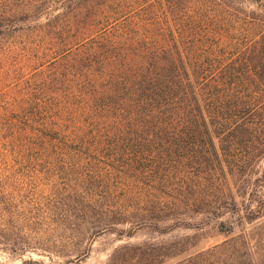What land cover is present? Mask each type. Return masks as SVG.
<instances>
[{
    "label": "trees",
    "instance_id": "16d2710c",
    "mask_svg": "<svg viewBox=\"0 0 264 264\" xmlns=\"http://www.w3.org/2000/svg\"><path fill=\"white\" fill-rule=\"evenodd\" d=\"M0 166V207L25 168L64 234L258 220L264 0H0Z\"/></svg>",
    "mask_w": 264,
    "mask_h": 264
},
{
    "label": "rangeland",
    "instance_id": "374dc122",
    "mask_svg": "<svg viewBox=\"0 0 264 264\" xmlns=\"http://www.w3.org/2000/svg\"><path fill=\"white\" fill-rule=\"evenodd\" d=\"M48 6H53L54 14L62 12L59 5ZM258 167L261 176L264 166ZM12 168V173L18 170L16 166H0V172L6 174ZM23 170L22 176H13L8 181L6 205L0 207V264H113L114 255H117L116 264H134L135 250L146 253L140 264H177L232 240L235 242L226 253L230 258L243 256L242 262L246 264H251V259L256 264H264V209L263 216L253 223L245 220L240 223L236 217L231 218L229 222H234L235 228L230 236L219 231L220 222L226 219L207 226L176 227L166 232L141 227L131 236L122 237L115 231L64 234L54 228H42L38 216L39 197L29 184L28 170ZM260 194L264 200V187ZM118 229L127 230L130 225L118 226ZM124 247L127 248L121 250Z\"/></svg>",
    "mask_w": 264,
    "mask_h": 264
}]
</instances>
